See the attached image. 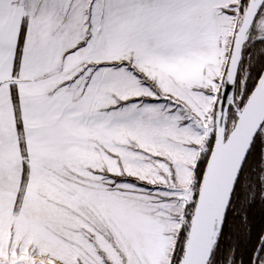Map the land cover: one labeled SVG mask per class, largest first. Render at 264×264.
Segmentation results:
<instances>
[{"label": "snow or ice", "instance_id": "obj_1", "mask_svg": "<svg viewBox=\"0 0 264 264\" xmlns=\"http://www.w3.org/2000/svg\"><path fill=\"white\" fill-rule=\"evenodd\" d=\"M0 264H264V0H0Z\"/></svg>", "mask_w": 264, "mask_h": 264}]
</instances>
